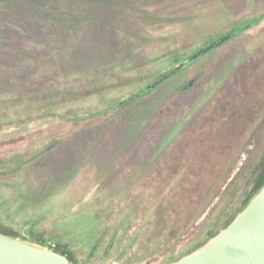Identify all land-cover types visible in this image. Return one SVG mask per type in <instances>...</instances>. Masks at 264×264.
<instances>
[{"label": "rangeland", "instance_id": "1", "mask_svg": "<svg viewBox=\"0 0 264 264\" xmlns=\"http://www.w3.org/2000/svg\"><path fill=\"white\" fill-rule=\"evenodd\" d=\"M263 15L264 0H0V223L80 262L126 264L167 214L188 226L176 257L212 209L240 201L264 153ZM234 26L246 29L140 100L85 117ZM50 107L85 120L39 116Z\"/></svg>", "mask_w": 264, "mask_h": 264}, {"label": "trees", "instance_id": "2", "mask_svg": "<svg viewBox=\"0 0 264 264\" xmlns=\"http://www.w3.org/2000/svg\"><path fill=\"white\" fill-rule=\"evenodd\" d=\"M32 1H35L36 3H38V0H32ZM30 2H31V0H30ZM59 5H60V3H58L57 6H55V7L58 8ZM35 7H37V6H35ZM38 8H39V10L34 9V11L35 12L38 11V13H40V12L44 13L45 12V9H43L42 7H38ZM62 11H63V13L65 12V10H62ZM40 18L45 19L46 17H40L39 16V19ZM262 19H264V15L260 16L259 18L251 20V21H254V23L251 24V27L258 24ZM242 28H243L242 26H234L223 36L233 35L229 39V40H232L235 36L242 33V32H239ZM223 36H219V37L215 38L214 40H216L220 37H223ZM214 40H211V41H214ZM207 44L208 43L198 47L197 49H199L203 46H206ZM182 55L183 56L180 58L181 59L180 61H182L184 58L187 57V56H185L184 53H182ZM163 75L164 74H159V76L156 77L157 80H159ZM147 82L148 81L143 82L142 84H139V85H135L134 88H136V90H137L135 97L133 96L132 98L127 99L126 101H121L114 106H111V103H110V105L106 104V105L102 106V109L97 110V112L93 111L85 117H87V119L88 118L91 119V118H95L98 116H106V115L108 116L109 114L112 113V110L118 109L119 107L124 106V105L128 104L129 102H135L137 100H140L141 97L143 96V94L139 97L137 95L144 90ZM114 97H115V95H112V97H104L101 99L112 101V100H114ZM68 111H72V110L66 108V109H62V110L58 111V110H55L53 107L44 108V109H42V113L41 114L39 113V116L40 117L50 116V117H54L57 119L66 120L67 122H72V123H77L80 120H85L84 117H82L83 115L75 114L74 112H68ZM22 122L28 123L29 118L27 120L22 121ZM49 148H53V146H50L47 149H49ZM174 175L175 174H173L172 177H169L170 179L164 185V187L162 188V191H161V194H163L164 196L160 199V202L158 205L163 208V211H167V208L169 207L168 204L170 203L169 198H171L172 193L175 192V182L179 179L178 178L175 181ZM250 177L252 178L251 179L252 180L251 187L249 188V190L247 192H244V196H241L240 201L239 202L237 201L233 205H232V203H230V205H228V207H227L228 209L223 208L222 209L223 216H221V213L219 211H217L214 219L209 220V217L213 211V209H212V211H210V213L207 215L206 219L203 221L202 225L197 229L196 233L193 235H190V237H188L186 239L187 241H186L185 245L181 249H179V251H178V254H177L178 256L176 255V257H175V248H176L175 246L178 245L182 241V239H184L183 231H185L188 226L185 224V225L176 227L175 226V219H173L170 216H168L167 214H165V216L162 217L161 220H159L160 225L158 226L157 230L150 231L147 235H145L144 233L139 234V237L137 235L136 241H138V245L135 248V251L133 252L136 261L130 259V260H128V262L126 261V264H135V263L147 260V259L154 257V256H163V260L160 264H169V263L176 261L177 259L181 258L182 256L194 251L198 247H200L208 239L213 237L220 229H223L224 227H226L234 219V217L247 205V203L250 201V199L262 188V186L264 185V153H263L261 159L259 160V162L256 166L255 172H253L252 175H250ZM172 179H174V180H172ZM241 194H243V193H241ZM205 224L208 225V229H205V230L202 229L200 231L199 229L204 227ZM0 233L3 235L9 236V237H13V238H20L21 237V235L19 234V232L17 230H15L12 227L6 226L2 223H0ZM29 241H31L32 243H35L37 245L47 247L51 251H53L54 253H57L59 255L66 257L68 259V261L72 264H88V263H86V261L80 262L75 257V252L70 249L68 244L57 243L54 246L47 244L42 233L35 234L34 232H30ZM171 246H172V248H171ZM93 250H94V247H93ZM90 256H92V253L90 254Z\"/></svg>", "mask_w": 264, "mask_h": 264}, {"label": "water", "instance_id": "3", "mask_svg": "<svg viewBox=\"0 0 264 264\" xmlns=\"http://www.w3.org/2000/svg\"><path fill=\"white\" fill-rule=\"evenodd\" d=\"M243 27L239 32H242ZM226 35L197 49L137 96L163 84L197 59L220 47ZM0 264H72L62 255L0 233ZM169 264H264V185L223 229L194 251Z\"/></svg>", "mask_w": 264, "mask_h": 264}, {"label": "flooded vegetation", "instance_id": "4", "mask_svg": "<svg viewBox=\"0 0 264 264\" xmlns=\"http://www.w3.org/2000/svg\"><path fill=\"white\" fill-rule=\"evenodd\" d=\"M221 208H222V207H221ZM221 208H220V209H217V211H219V212L221 213V216H223V214H222V209H221ZM212 212H213V211H212ZM219 212H218V213H219ZM208 214H209V213H208ZM199 230H200V229H199Z\"/></svg>", "mask_w": 264, "mask_h": 264}]
</instances>
